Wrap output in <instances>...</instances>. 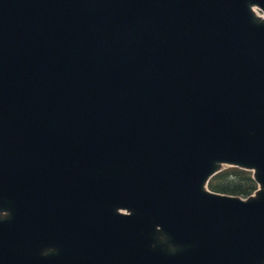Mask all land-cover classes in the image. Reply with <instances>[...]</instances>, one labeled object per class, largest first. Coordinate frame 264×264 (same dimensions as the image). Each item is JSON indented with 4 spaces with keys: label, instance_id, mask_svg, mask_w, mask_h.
Here are the masks:
<instances>
[{
    "label": "water",
    "instance_id": "water-1",
    "mask_svg": "<svg viewBox=\"0 0 264 264\" xmlns=\"http://www.w3.org/2000/svg\"><path fill=\"white\" fill-rule=\"evenodd\" d=\"M255 9L0 0V264H264Z\"/></svg>",
    "mask_w": 264,
    "mask_h": 264
},
{
    "label": "trees",
    "instance_id": "trees-1",
    "mask_svg": "<svg viewBox=\"0 0 264 264\" xmlns=\"http://www.w3.org/2000/svg\"><path fill=\"white\" fill-rule=\"evenodd\" d=\"M253 174L238 168H228L215 176L209 184L212 191L242 198H248L255 193L258 186Z\"/></svg>",
    "mask_w": 264,
    "mask_h": 264
},
{
    "label": "rangeland",
    "instance_id": "rangeland-1",
    "mask_svg": "<svg viewBox=\"0 0 264 264\" xmlns=\"http://www.w3.org/2000/svg\"><path fill=\"white\" fill-rule=\"evenodd\" d=\"M210 189V188H209ZM211 190V189H210ZM220 194H224V193H220ZM244 199V198H243Z\"/></svg>",
    "mask_w": 264,
    "mask_h": 264
}]
</instances>
